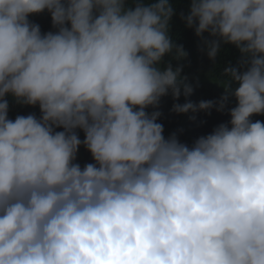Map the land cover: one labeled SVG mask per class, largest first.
Returning a JSON list of instances; mask_svg holds the SVG:
<instances>
[{
  "label": "clouds",
  "instance_id": "9594fccd",
  "mask_svg": "<svg viewBox=\"0 0 264 264\" xmlns=\"http://www.w3.org/2000/svg\"><path fill=\"white\" fill-rule=\"evenodd\" d=\"M45 11L55 31L30 21ZM175 14L171 0H0V264H264V0L180 14L213 62L240 53L218 100L188 101L183 65L164 60L188 55ZM169 94L185 97L176 114L230 120L191 145L165 137ZM9 98L40 116L10 119ZM81 145L94 163L75 162Z\"/></svg>",
  "mask_w": 264,
  "mask_h": 264
},
{
  "label": "trees",
  "instance_id": "16d2710c",
  "mask_svg": "<svg viewBox=\"0 0 264 264\" xmlns=\"http://www.w3.org/2000/svg\"><path fill=\"white\" fill-rule=\"evenodd\" d=\"M175 8V15L171 22V34L178 45H183L187 51V58L184 60L176 61L171 56H165L164 60L171 61L173 67L178 64L183 65L181 75L188 78L187 83L193 87L192 94L187 98L188 101L198 103L201 100H218L224 93V88L220 86L219 82L223 79L221 75L222 68L231 62L232 65H238L241 59L240 53L232 45H222V49L215 62L210 60L205 53H200L202 41L200 37L196 35L182 36L181 26L185 25L181 20L180 14L183 12L185 15L188 13L190 0H171ZM30 21L39 24L42 33L48 31H55L52 27V21L50 14L45 11L39 14H33L29 17ZM207 34H205V38ZM198 99L196 102L193 100V96ZM179 102L185 103V97L181 95L179 101H174L169 94L161 99L159 111L162 113L158 122L164 127V135L167 137L173 132H176L181 142L191 145L193 141L202 135L210 134L213 129L221 123H227L230 120V115L227 111L224 113L217 112L215 108L208 112L200 111L193 113L189 111L186 114H176L171 111L173 103ZM9 112L10 119H15L17 115L35 114L40 116L39 106H24L16 104L9 98ZM236 101L232 98L228 107H234ZM149 109L148 111H151ZM193 117H195L193 119ZM253 121H264V115H254ZM62 131L63 129H56ZM81 140L84 139V133L82 130H77ZM79 163L81 167L88 163H94L91 154L87 149L81 145L77 153V159L75 161Z\"/></svg>",
  "mask_w": 264,
  "mask_h": 264
}]
</instances>
